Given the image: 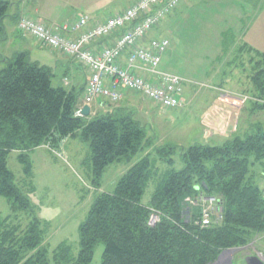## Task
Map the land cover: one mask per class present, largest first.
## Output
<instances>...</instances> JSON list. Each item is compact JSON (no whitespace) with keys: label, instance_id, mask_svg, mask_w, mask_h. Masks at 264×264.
I'll use <instances>...</instances> for the list:
<instances>
[{"label":"trees","instance_id":"obj_1","mask_svg":"<svg viewBox=\"0 0 264 264\" xmlns=\"http://www.w3.org/2000/svg\"><path fill=\"white\" fill-rule=\"evenodd\" d=\"M245 1L255 8L262 2ZM10 5L0 0V44L7 39L4 21ZM252 62L251 101L256 112L264 110V51H255ZM53 77L54 70L32 61L29 52L0 53V194L15 210L14 216L0 219V264H48L44 243L49 225L36 216L31 200L17 185L8 167L11 152H20L27 163L25 152L59 146L82 132L90 140L92 171L99 184L110 164L129 161L153 144L146 140V126L127 111L113 109L92 119L78 116L80 93L56 87ZM178 149L171 143L156 148L154 155L169 168L158 178L148 205L143 203L146 189L159 176L152 153L137 161L114 191L97 196L80 227L78 258L72 262L71 248L64 243L57 260L90 264L102 242V264H214L223 252L245 247L264 233L263 123L223 145L194 143L181 149L182 169L174 167ZM257 164L262 169L256 173ZM200 196L216 198L219 208L204 227L198 224L202 202L192 203ZM20 211L30 214L27 226L18 220ZM154 213L159 220L151 225Z\"/></svg>","mask_w":264,"mask_h":264},{"label":"rangeland","instance_id":"obj_2","mask_svg":"<svg viewBox=\"0 0 264 264\" xmlns=\"http://www.w3.org/2000/svg\"><path fill=\"white\" fill-rule=\"evenodd\" d=\"M209 2L204 1L201 4L191 2L183 7L181 6L179 14H173V17L170 16L171 18L167 17L159 28L163 30V38L169 40V50L163 54L160 66L166 69L164 72L174 73L188 80L185 85L192 83L191 85L196 86L198 89H205L208 86V78L210 77L206 78V72L217 65L214 62V57L216 50L221 47V35L233 22L224 6L226 1L220 0L221 4L214 0ZM259 10L261 13L260 20L254 23L252 29L249 30L250 38L256 36L258 26H263L264 28V0L260 3ZM28 38L23 39L34 45L32 38ZM20 40L21 38L12 47H10L11 43L2 45L1 42L0 53L12 54L20 45ZM35 45L26 47L32 61L40 57L41 50L39 49L49 51L46 47L40 48L36 43ZM259 47L264 49V45L261 43ZM170 51L172 58L168 55ZM252 89L251 83V91ZM247 95L250 94L247 93ZM146 101L150 102H146L144 105L146 106V111L144 110L143 112L124 108L120 106V101L110 103L109 110L119 109L132 113L136 119L146 126V140H151L153 144L156 143V139L160 142L159 145L156 144V148L168 143L181 144L182 146L178 145L179 149L173 158L175 160L174 167L182 169L185 164L181 157V149L196 143V141H193V137L201 135L202 132L201 128L197 127L196 122L203 108V103L200 105L192 104L187 110L183 111L184 114L179 112L174 115L173 112L164 111L163 109L165 108L159 107L160 105L158 106L159 108L156 107L158 104H153L151 100L146 99ZM251 103L253 102L249 101L248 104L251 105ZM220 118L222 121H229V117ZM253 120H255L254 124L263 123L264 125V110L256 112ZM208 136L210 137V135ZM205 137L203 136V138ZM207 141V144L218 145L212 138ZM151 146H147L145 150L140 151L129 161L110 164L104 171L99 184L96 183L92 171L90 140L86 139L82 132H78L76 136L64 139L59 146L42 145L25 152L28 153L27 163L21 160L20 152L13 151L10 153L8 167L14 173L17 185L31 200L35 207L36 216L49 225L47 238L44 243L48 254V264H67L64 261L57 260L59 257H57L56 252L59 246L64 243L71 248L70 258L72 262L78 258L81 246L80 227L86 221L97 196L104 191H114L120 178L128 171L129 165L135 161H140L138 158L151 154ZM30 166V175H27L26 169ZM168 168V164L164 161L158 163L157 171L159 176L156 180L149 183L143 203L150 202L155 192L158 178ZM254 168H256L254 171L257 173L258 170L262 169V166L257 164ZM261 184L264 186V182ZM201 205L203 208L207 206L204 203H201ZM14 214L13 203L9 198L0 194V219L10 215L14 216ZM29 215L26 211L18 213L20 217L18 220L23 226L29 224L31 220ZM154 215L157 214L154 213ZM250 249L255 251L253 253L258 254L255 242H253V244L251 243L245 247L232 248L225 251L218 264H229L231 260L233 261L250 253ZM104 250V243H98L90 264H102ZM259 256L264 260L263 255L260 254Z\"/></svg>","mask_w":264,"mask_h":264},{"label":"crops","instance_id":"obj_3","mask_svg":"<svg viewBox=\"0 0 264 264\" xmlns=\"http://www.w3.org/2000/svg\"><path fill=\"white\" fill-rule=\"evenodd\" d=\"M9 1L11 2V5L8 16L4 21L7 39L4 41V43H2V45L5 43H11L12 45L10 44V47H12L13 44L17 43L18 39L21 38L20 45L14 52H29L26 47L36 46L35 43L40 48H45L46 46L41 45L34 39H32L34 45H32L33 43H28L26 39H23L28 38L18 30L19 19L23 16L41 19L47 24L54 25L67 21H74L80 16L87 15L90 18V24H93L96 21L106 19L115 13L123 11L136 0ZM204 1L208 3L209 1L213 0H180V6L175 14H179L181 6L183 7L187 4H190L191 2L201 4L204 3ZM214 1L220 3V0ZM222 1H226L224 6L227 10V14L233 19V22L226 30H224V33L221 35V47L216 50L217 52L215 53L216 55L214 57V62L217 65L206 72V78L210 77L208 78V86L205 89H198L196 86L191 85L192 83H190V85L186 84L185 91L182 95V100L184 103L183 107L179 109H163L166 112H173L174 115L179 112L184 114L183 111L187 110V108L192 104L200 105L203 103V108L201 109V112L198 116V121L196 122L197 127L199 126L202 132L201 135L193 137V141H196V143L207 144V140L210 141L212 138L215 140V142H217L218 145H223L235 135L246 133V131H248L249 128L254 124L255 120H253V116L256 112H259H255L253 104L251 103V105H249V102L243 106L237 105V99L235 97L238 96L236 93H249L252 96L250 80L253 68L252 60L254 58L255 51H264L263 48L259 47L260 43L264 45V28L263 26H258L256 36L251 38L249 36V30L252 29L254 23H257L260 20L259 17L261 13L259 7L255 8L245 0ZM171 17H173V15ZM160 26L151 31L145 37L142 44L149 43L153 38H163V30L159 29ZM105 41L106 39H100L92 46L95 50H98ZM46 48H48L49 51L39 49L41 50L39 54L40 57L34 61H38L41 64L47 65L54 70L53 84L56 87H64L80 93L81 101H83L86 85L90 77L89 69L76 63L70 57L63 55L59 51L53 50L49 47ZM168 55H172L171 51L170 54L168 53ZM170 57L172 58L173 56ZM123 61V66H125L126 62L125 60ZM160 70L165 71L166 69L160 66ZM140 73L144 74L146 78L152 77V75L146 71L140 70ZM122 91L124 95L119 102L120 106L128 108L131 111H146V106L144 105L146 102L150 101H146V99L139 93L125 89ZM110 103L111 102L106 99L95 101L91 105L92 110L88 116L90 117L89 119L110 111ZM158 106L159 105L156 107ZM208 113H215L216 121L213 120V116L212 121L206 122V116ZM161 115L163 116V114ZM220 117H229V121H222ZM208 135H210V137ZM203 136L206 137L203 138ZM156 144H160L157 139L156 143L152 144L150 148L152 151L150 153H155ZM153 158L155 161H158L157 165L160 161H162L159 160L156 155H154ZM138 159L140 160L141 158ZM136 162L137 161L129 165L127 169L129 170ZM144 204L148 205L149 202ZM253 242H255L258 254L253 253L255 251H251L250 249V253H247L245 256H252L253 254L258 257H260V254L264 256V233H259L256 235Z\"/></svg>","mask_w":264,"mask_h":264},{"label":"built area","instance_id":"obj_4","mask_svg":"<svg viewBox=\"0 0 264 264\" xmlns=\"http://www.w3.org/2000/svg\"><path fill=\"white\" fill-rule=\"evenodd\" d=\"M179 0H136L123 11L90 24L87 15L74 21L50 25L41 19L23 16L19 30L44 46L61 52L90 71L83 104L77 111L82 115L85 104L106 99L117 103L123 98V89L143 95L146 99L166 109L183 105L185 79L177 74L159 69L163 54L169 50V40L154 38L142 44L145 37L168 16L174 13ZM106 39L100 49L93 44ZM125 60V66H123ZM140 70L152 75L146 78ZM243 106L250 97H235ZM214 116V119H213ZM215 120V113H208L206 122ZM204 203L198 224L208 226L216 212V198L197 197L192 203ZM158 215H152L150 224L155 225Z\"/></svg>","mask_w":264,"mask_h":264},{"label":"water","instance_id":"obj_5","mask_svg":"<svg viewBox=\"0 0 264 264\" xmlns=\"http://www.w3.org/2000/svg\"><path fill=\"white\" fill-rule=\"evenodd\" d=\"M91 106L90 105H85L82 109V114L85 116V117H88L91 113ZM224 253V252H223ZM222 253V254H223ZM221 254V256H222ZM221 256L219 257V259L221 258ZM218 259V261H219ZM218 261L214 264H218ZM246 264H264V261H262L258 256H251L249 255L246 259ZM232 263V260L229 262V264Z\"/></svg>","mask_w":264,"mask_h":264},{"label":"flooded vegetation","instance_id":"obj_6","mask_svg":"<svg viewBox=\"0 0 264 264\" xmlns=\"http://www.w3.org/2000/svg\"><path fill=\"white\" fill-rule=\"evenodd\" d=\"M247 257L248 256H242L241 258L238 257L237 259L233 260L231 264H246L245 259Z\"/></svg>","mask_w":264,"mask_h":264}]
</instances>
